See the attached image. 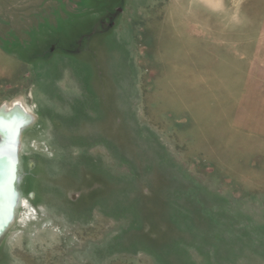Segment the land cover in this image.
I'll list each match as a JSON object with an SVG mask.
<instances>
[{"label":"rangeland","instance_id":"374dc122","mask_svg":"<svg viewBox=\"0 0 264 264\" xmlns=\"http://www.w3.org/2000/svg\"><path fill=\"white\" fill-rule=\"evenodd\" d=\"M223 1L0 0V264H264V0Z\"/></svg>","mask_w":264,"mask_h":264},{"label":"bare ground","instance_id":"6f19581e","mask_svg":"<svg viewBox=\"0 0 264 264\" xmlns=\"http://www.w3.org/2000/svg\"><path fill=\"white\" fill-rule=\"evenodd\" d=\"M223 4V0H194L190 7H193L196 10H215L216 8L221 9ZM194 16L196 17L193 21H204L202 18L197 19L198 15ZM201 25H205V23L202 22ZM257 74L260 73L257 72ZM260 75L264 76V73H261ZM34 119L35 116L32 110L26 105L23 98H19L11 103H4L3 106L0 107V220H3L13 207V209H15L14 218L10 223V226L16 219V212L21 200V193L18 190L20 167H18V176H16L18 177V180L15 184V193L12 190V186L16 177H13L14 171L12 170L16 169V163L20 166L22 134L26 128L33 124ZM10 226L8 225V227L0 231V236L3 235ZM1 227L2 226L0 225V228Z\"/></svg>","mask_w":264,"mask_h":264},{"label":"water","instance_id":"95a60500","mask_svg":"<svg viewBox=\"0 0 264 264\" xmlns=\"http://www.w3.org/2000/svg\"><path fill=\"white\" fill-rule=\"evenodd\" d=\"M16 166H17L16 169L12 170V171H14L13 172L14 173L13 177L18 176V167H19V164L16 163ZM17 180H18V177H16L14 179V181H13L14 183H13V186H12V190L14 191V193L16 192V186H15V184L17 183ZM14 211H15V209H13V207H12L11 208V211H9L7 213V216L5 218H3V220L2 219L0 220V225L2 226L0 228V231L4 230L6 227H8V225L10 226V223L13 221V218H14Z\"/></svg>","mask_w":264,"mask_h":264}]
</instances>
